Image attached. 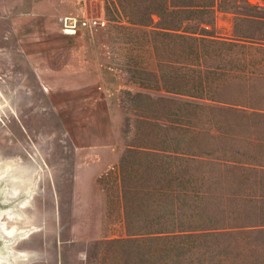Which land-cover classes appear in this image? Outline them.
<instances>
[{
	"label": "rangeland",
	"instance_id": "obj_1",
	"mask_svg": "<svg viewBox=\"0 0 264 264\" xmlns=\"http://www.w3.org/2000/svg\"><path fill=\"white\" fill-rule=\"evenodd\" d=\"M213 2L0 0V172L9 165L15 183L31 188L23 207L25 192L0 208L17 204L21 216L2 220L31 231L11 244L21 264H210L208 231L231 225L235 200H264V150L253 135L248 143L227 133L260 128L233 117L226 124L189 96L197 54L211 59L207 42L181 36L235 38L236 23L263 38L234 11L257 19L264 0L194 5ZM175 151L188 157L164 155ZM186 177L192 192L178 218L205 234L183 255L152 253L153 243L127 234L124 206L142 225L134 230L158 227L151 220H163L165 201L182 208Z\"/></svg>",
	"mask_w": 264,
	"mask_h": 264
},
{
	"label": "trees",
	"instance_id": "obj_2",
	"mask_svg": "<svg viewBox=\"0 0 264 264\" xmlns=\"http://www.w3.org/2000/svg\"><path fill=\"white\" fill-rule=\"evenodd\" d=\"M203 5L194 4L202 9L211 7L215 10L214 3ZM191 5V4H188ZM180 7L178 5H172ZM183 6V5H182ZM247 8L254 7L247 1L244 2ZM171 8L182 11L187 8ZM169 9V7H167ZM264 10V7H263ZM236 14L243 15L244 19L251 20L261 27V34L264 36V16L257 19L247 17L245 11H234ZM160 18V15L157 14ZM206 22H203L205 24ZM207 24V23H206ZM263 27V29H262ZM163 28L172 29L164 26ZM183 38L193 40L197 44L207 42L209 51L204 54L209 56L211 63L204 64L205 60L198 56L197 63V85L195 91L190 94L194 98L202 100L199 102L201 107L208 108L212 114L220 113L225 116L226 124L230 123V117L238 118L251 125H257L259 133L249 131L246 134L234 132V126L228 131L230 138L243 139L251 142V135L254 136L256 149L264 150V37H254L249 33H242L234 24L235 38L228 37H209L199 32ZM260 123V125H259ZM220 126V125H219ZM218 126V127H219ZM217 136V135H216ZM176 152V153H175ZM173 154L165 153V156L173 158H186L187 152L175 151ZM259 162L262 159L258 152L253 155ZM258 165H261L257 163ZM122 181L125 180L124 169L121 167ZM264 172V165L261 166ZM191 178L186 177L180 184L182 194L181 207L185 199L189 198L191 190ZM158 199L168 198V195L159 194ZM261 195H252L240 203L235 200L231 210V225L223 227L216 226L208 231L211 236L210 242V264H264V212H261L264 200H260ZM244 205L241 207V205ZM126 206V207H125ZM124 206L125 229L129 236H134L133 240L141 238L148 243H153L152 253L164 252L166 256H180L191 252L197 245L199 236L205 234L197 226L190 225L188 219L185 221L178 218L179 214H184L186 208L172 209V203L165 201L162 204V221H153L158 227H150L143 232L133 228L140 227L139 220L133 218L129 204ZM151 222V224H152ZM224 236L225 239L221 240Z\"/></svg>",
	"mask_w": 264,
	"mask_h": 264
},
{
	"label": "bare ground",
	"instance_id": "obj_3",
	"mask_svg": "<svg viewBox=\"0 0 264 264\" xmlns=\"http://www.w3.org/2000/svg\"><path fill=\"white\" fill-rule=\"evenodd\" d=\"M10 169H11L10 166L6 165L5 168L0 172V181L3 180L5 182L4 186H6L4 188L5 201L11 200V199H15V198H12V197L17 196L21 192H25L27 194V197H25L24 199H21L20 201H18L19 207L20 206L23 207L24 204H26L27 201H29V196L31 195V188L30 187H22L21 188L18 184H16L15 180H14L16 177H15V175H12L11 173H9ZM17 207H18L17 204H15V208H10V209L5 210L6 215H8V217H11V218L13 217V215L21 216V212L17 210ZM0 228H1V231L8 237V238H6L8 240L7 249H9V242L12 241V239H15V237H17V238L24 237L28 233V229H20V228L16 229L15 227L7 229V228H5V222H1ZM18 256L25 257L23 253H19ZM8 258H11V259L9 260ZM14 258H15L14 254L11 255V256L7 255L5 257V259H4V261H2L0 259V264H15L14 263Z\"/></svg>",
	"mask_w": 264,
	"mask_h": 264
},
{
	"label": "flooded vegetation",
	"instance_id": "obj_4",
	"mask_svg": "<svg viewBox=\"0 0 264 264\" xmlns=\"http://www.w3.org/2000/svg\"><path fill=\"white\" fill-rule=\"evenodd\" d=\"M4 195H5V192H4ZM2 198H3V192L2 191H0V205L2 204V205H4L5 203H4V201H2ZM5 199V198H4ZM5 210L6 209H3V208H0V224H1V222H5V228H7V224H6V221H3L2 220V217H3V215H5L6 216V212H5ZM16 229H18L17 227H16ZM6 238H8L2 231H1V228H0V259L2 260V261H4V259H5V257L7 256V255H9V256H11V255H15V258H14V263L15 264H21V260H22V257L21 256H18V254L19 253H21V251H18V250H16V249H13L12 247H11V244H12V242L15 240V239H17V237H15V239H12V241H10L9 242V249H7V243H6V241H5V239ZM22 238V237H21ZM12 253V254H11ZM18 253V254H17ZM21 257V258H20ZM9 260L11 259V258H8ZM16 261V262H15Z\"/></svg>",
	"mask_w": 264,
	"mask_h": 264
},
{
	"label": "built area",
	"instance_id": "obj_5",
	"mask_svg": "<svg viewBox=\"0 0 264 264\" xmlns=\"http://www.w3.org/2000/svg\"><path fill=\"white\" fill-rule=\"evenodd\" d=\"M71 21L69 22V25H71V26L75 25L76 19L75 18H72Z\"/></svg>",
	"mask_w": 264,
	"mask_h": 264
},
{
	"label": "water",
	"instance_id": "obj_6",
	"mask_svg": "<svg viewBox=\"0 0 264 264\" xmlns=\"http://www.w3.org/2000/svg\"><path fill=\"white\" fill-rule=\"evenodd\" d=\"M0 191H2L3 192V198H2V201H5V199H4V188L2 189V190H0ZM11 200H15V199H11ZM4 238V237H3ZM5 239V238H4ZM5 241H6V243L8 242V240L7 239H5Z\"/></svg>",
	"mask_w": 264,
	"mask_h": 264
}]
</instances>
